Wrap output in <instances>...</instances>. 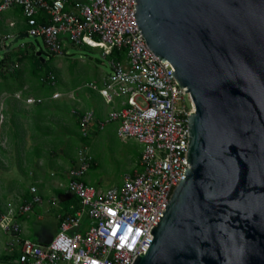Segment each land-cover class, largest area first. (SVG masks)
Listing matches in <instances>:
<instances>
[{
	"label": "water",
	"instance_id": "obj_1",
	"mask_svg": "<svg viewBox=\"0 0 264 264\" xmlns=\"http://www.w3.org/2000/svg\"><path fill=\"white\" fill-rule=\"evenodd\" d=\"M134 2L194 110L186 178L133 264H264V0Z\"/></svg>",
	"mask_w": 264,
	"mask_h": 264
},
{
	"label": "built area",
	"instance_id": "obj_2",
	"mask_svg": "<svg viewBox=\"0 0 264 264\" xmlns=\"http://www.w3.org/2000/svg\"><path fill=\"white\" fill-rule=\"evenodd\" d=\"M135 0H79L69 8L68 0H0V13L21 6L29 25L28 34L42 37L52 55L64 53L65 42L100 47L105 56L112 49H126L124 59L110 58L111 72L100 81L85 84L109 103L121 106L96 120L93 109L79 111L80 130L88 137L92 125L99 130L117 121L122 139L134 138L143 145L139 168L127 175L121 186L98 190L84 177L93 164L87 145L78 149V164L69 171L68 189L81 207L72 214H59V231L49 243L24 238L19 215L27 214L43 198L36 186L33 197L18 208H0V228L13 235L7 250L17 253L16 264H133L147 252L154 238L153 227L166 211L175 188L184 180L190 165L188 153L189 121L194 110L192 96L180 88L172 76L175 68L156 57L141 35L134 17ZM40 12L50 23L39 21ZM55 85V75H49ZM64 95L56 90L53 99ZM21 98V93L16 94ZM27 103L43 101L32 95ZM1 116L2 113H0ZM56 200H53L55 203ZM87 214L89 225L81 229Z\"/></svg>",
	"mask_w": 264,
	"mask_h": 264
},
{
	"label": "crops",
	"instance_id": "obj_3",
	"mask_svg": "<svg viewBox=\"0 0 264 264\" xmlns=\"http://www.w3.org/2000/svg\"><path fill=\"white\" fill-rule=\"evenodd\" d=\"M77 1L79 0H68L69 8H73ZM25 24L26 25L28 24L27 20L26 18H24V13L23 15L20 13L18 6L11 7L0 13V35H1V40L3 39L2 40L3 48L2 47L0 48L4 49V52L5 50L11 49L14 44L13 43L11 47L8 48V45L6 44V40L11 39V41H13V39L17 36L23 38L29 35L28 32L27 33L19 32L20 29L23 28ZM8 26L16 29L14 31H11L8 29ZM39 53L40 51H38V54ZM27 74L28 73L26 72L25 75ZM17 93H21L22 95V91L20 90L17 91L14 95H12L11 93H8L3 89H0V113H2L3 115V119L2 120L0 119V166H4L6 164V167H4V169H7L8 167V170L6 172L8 174L10 173L9 175L11 176V178H8V174L0 173V180H1L0 208L8 209L10 206L18 208L20 205L24 203L23 201H30L33 197V194L31 192V186H36L38 189V193L43 198V201L41 204H35L33 211L27 214H22L23 216L18 217L20 224L22 223L23 232L21 233V235L24 238L36 242L48 243L50 240L53 239V237L59 231L60 219L58 218V215L72 214L74 213L75 210L81 207L80 199L76 195H74L68 189L67 186L69 181V171L73 166H76L78 164L79 161L78 154L76 156L75 153L74 155H71V157H69L68 161H70V159L72 158V160L74 159V163L71 160L70 164H68L66 167L62 166V161L65 162L64 159L66 158H64L63 156L56 157L55 154L53 155V158L56 159V162H54L53 164H49L47 163L46 154L41 156L32 155L34 162L29 163L26 158L29 155L24 153L22 155L23 159L27 160L25 162V165L24 163L21 166L17 165V163L15 162L17 155L16 151L14 153V151L11 150V148L6 146V143H8L7 133L10 130L8 125H5L3 127V123L8 122V118L11 112V108L6 103V99L11 98L12 100L14 99L22 100L24 104L20 103L19 105H17L16 106L17 110H21L20 109L21 107L23 108L25 107L26 109H30L32 107V105H28L25 103L26 97H23L22 95V98H19L16 96ZM63 93L66 94L65 91ZM70 93L71 95L69 94L68 98L61 97L59 101H65V99L71 98L74 101L73 103H76L77 106V104H79L77 103V101L83 99L86 102V107L81 108L78 106L74 108L73 106L71 107L70 112L77 114L74 112V110L84 111V110L93 109L96 115V120L106 117L112 110L119 108L121 106V102L120 100H118L119 102L118 101L117 102L119 103V107L115 106L118 105L117 103L115 105L113 103L112 108L107 110L104 103L98 101V97H101L100 93L90 88L84 91L82 89L80 90L75 89ZM6 110L9 111L5 113ZM118 124L119 123L117 121H114L109 123L105 128L114 125L116 127V132H117ZM98 130L99 129L97 128L96 125H92L90 134L96 133ZM30 134H31V130H28V133L25 137L26 143L28 141L27 136L29 137ZM83 144L86 145V143H82V145ZM6 148L8 149L7 153L4 152ZM60 155H63V153H61ZM93 157H94L93 159L94 161L92 166H95L97 165V162L95 160L94 155ZM9 161L12 162V163L10 162L12 167L9 165ZM68 161H66L65 163L67 164ZM9 168H12L11 171ZM87 176L88 173L85 175L84 179L89 184ZM98 190H102V189H98ZM25 197L28 198V200H25ZM53 200H56V202L53 203ZM25 225L29 226L28 230L27 229L25 230ZM88 225H89V217L87 214H85L81 219L80 228L85 229L88 227ZM29 234H32L34 238H31ZM8 236L9 237L7 239H5L4 236H0V264H16L14 259H10L9 257L6 256L7 254H11L6 249L7 242L14 239L13 235L9 234Z\"/></svg>",
	"mask_w": 264,
	"mask_h": 264
},
{
	"label": "trees",
	"instance_id": "obj_4",
	"mask_svg": "<svg viewBox=\"0 0 264 264\" xmlns=\"http://www.w3.org/2000/svg\"><path fill=\"white\" fill-rule=\"evenodd\" d=\"M18 8L23 15V8L21 6H18ZM24 18H26L25 15ZM37 18L39 21L51 22L49 15L44 12H40ZM28 30L29 25L25 24L19 32L27 33ZM24 46L25 49L18 47L15 50H12V48L5 50L3 56L0 57V89L12 95L20 90L22 91L23 97L32 94L36 98L42 97L43 101L31 104L32 107L30 109L21 107V110H17L16 106L20 103L24 104V102L22 100H12L11 98L6 99V103L11 108L8 122L3 123V127L8 125L10 130L7 133L8 147L16 151L15 162L19 166L23 165V163L25 165L27 160L29 163L34 162L32 155L41 156L46 154L47 163L49 164L56 162V159L53 158L54 154L56 157L63 156L66 158L64 160L68 161L69 157H71V155L68 156L67 154V148L72 141L71 125L74 123L80 129V121L77 114L70 112L71 106L69 102L59 101L60 99H53L51 97L56 90L63 91L59 86L56 74H54L55 85L50 82L49 75L53 70L46 67L48 60H52L56 55H52L44 49L36 50L33 43H26ZM38 51H40L41 55L46 53L49 59L43 60V57L38 54ZM125 56V48H122V50L113 48L110 54V58L117 59H123ZM26 72L28 73L27 75H25ZM77 86V84L74 85L73 89L77 88ZM64 91L66 92V90ZM8 111L6 110L5 113ZM28 130H31L30 138L33 140V144L30 147L25 142ZM61 132L64 133L66 140L60 143L63 144L60 145L63 148L59 151L57 144ZM89 137H83L80 133V138L83 143H87L86 141L89 140ZM4 152L7 153L8 149L6 148ZM24 153L29 155L26 157L27 160L23 159L22 155ZM61 153L63 155H60ZM71 160L72 158L68 162L70 163ZM72 162L74 163V159ZM25 200H28V198L25 197ZM19 216L23 215L21 214ZM6 256L10 259H15L17 253L7 254Z\"/></svg>",
	"mask_w": 264,
	"mask_h": 264
},
{
	"label": "rangeland",
	"instance_id": "obj_5",
	"mask_svg": "<svg viewBox=\"0 0 264 264\" xmlns=\"http://www.w3.org/2000/svg\"><path fill=\"white\" fill-rule=\"evenodd\" d=\"M8 29L14 31L16 28L8 26ZM2 40L0 35V47L3 48ZM10 41L11 39L6 40V44L9 45ZM26 43H33L37 50L44 49L47 51L43 38L34 37L31 35L20 38L16 43L13 44L12 50L17 49L18 47L25 49L24 44ZM2 48H0V57L4 52V49ZM42 57L46 60L49 59L46 53H44ZM109 61L110 55L105 56L103 49L100 47H89L85 44L74 45L71 42L66 41L64 53L61 55H56L52 60H48V63L46 64V67L53 70L52 73L57 75L59 86L63 89V92L66 90V94L61 95L58 99H61V97L68 98L69 94L71 95L70 92L75 89H82L83 91L87 90L88 88L85 87L87 82L96 80L100 81L102 78L107 76L111 72ZM76 84L78 85L77 88L73 89V86ZM70 99H65V101L69 102L71 107H86V102L83 99L77 101V103H79L77 106L76 103H73V99ZM98 101L104 103L107 110L112 108L113 103L107 102L103 96L98 97ZM117 101L118 100L114 102V105L117 103L118 105L115 106L119 107V101ZM25 103L28 105L30 104L26 101ZM0 119H3L1 114ZM71 129L72 141L70 146L67 148V154L70 156L76 153L77 156L78 148L81 147L83 143L80 138L81 131L79 127L75 126L74 123L71 125ZM60 134L59 142L57 144L59 151L63 148L60 146L63 144L60 143L63 140H66L64 133L61 132ZM27 140V144L30 147V145L33 144V140L30 138V136H27ZM86 142L89 151L95 156V160L97 162V165L89 168L87 172V179L89 184L96 187L97 189L105 190L113 186H120L123 184L127 175L133 174L135 169L139 168V156L143 149V145L134 138L125 140L120 138L114 125L102 130H98L96 133H91L89 140ZM6 146L8 147L7 143ZM65 162L62 161L63 167H66L68 164H70L69 162H67V164ZM9 165L11 166L10 161ZM4 167H6V164L4 166H0V173L8 174L6 172L8 167L7 169H4ZM9 169L11 171L12 168ZM9 174L8 178H11ZM28 227L29 226L25 225V230H28ZM20 229L23 232L22 223L20 224ZM8 235L0 228V236H4L5 239H7L9 237ZM29 235L31 238H34L32 234ZM8 243L9 242H7L6 249L8 247Z\"/></svg>",
	"mask_w": 264,
	"mask_h": 264
},
{
	"label": "bare ground",
	"instance_id": "obj_6",
	"mask_svg": "<svg viewBox=\"0 0 264 264\" xmlns=\"http://www.w3.org/2000/svg\"><path fill=\"white\" fill-rule=\"evenodd\" d=\"M188 90V89H187ZM191 94V93H190Z\"/></svg>",
	"mask_w": 264,
	"mask_h": 264
}]
</instances>
